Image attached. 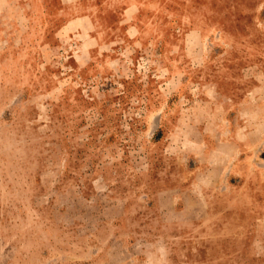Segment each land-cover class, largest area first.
Wrapping results in <instances>:
<instances>
[{
    "label": "rangeland",
    "instance_id": "rangeland-1",
    "mask_svg": "<svg viewBox=\"0 0 264 264\" xmlns=\"http://www.w3.org/2000/svg\"><path fill=\"white\" fill-rule=\"evenodd\" d=\"M0 264H264V0H0Z\"/></svg>",
    "mask_w": 264,
    "mask_h": 264
}]
</instances>
